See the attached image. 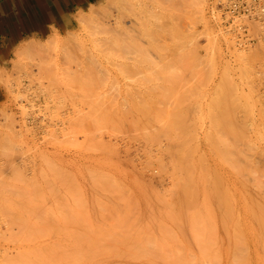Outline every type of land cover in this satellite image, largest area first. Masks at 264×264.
<instances>
[{"label": "rangeland", "instance_id": "obj_1", "mask_svg": "<svg viewBox=\"0 0 264 264\" xmlns=\"http://www.w3.org/2000/svg\"><path fill=\"white\" fill-rule=\"evenodd\" d=\"M156 1L0 72V264H264V22Z\"/></svg>", "mask_w": 264, "mask_h": 264}, {"label": "crops", "instance_id": "obj_2", "mask_svg": "<svg viewBox=\"0 0 264 264\" xmlns=\"http://www.w3.org/2000/svg\"><path fill=\"white\" fill-rule=\"evenodd\" d=\"M99 1L0 0V72L7 68L18 46L70 28L73 15ZM3 96L0 85V103Z\"/></svg>", "mask_w": 264, "mask_h": 264}, {"label": "bare ground", "instance_id": "obj_3", "mask_svg": "<svg viewBox=\"0 0 264 264\" xmlns=\"http://www.w3.org/2000/svg\"><path fill=\"white\" fill-rule=\"evenodd\" d=\"M102 1H103V0H102ZM106 1H107L109 4H112L113 7H115V8H116V6H117V5L115 6V4H118V7H119V4H121V5H120V6H121V9H120V8H118V9L120 10V12H123V14H124V11H121V10H122V9L124 10V8L126 7V6L124 7L125 4L129 5V8H130V6H132V5H133V7H134L135 4H139V5H140V4H143V3H144V5L149 6V3H155V2L157 3L156 0H106ZM162 1H164V0H160V1H158V2H162ZM165 1H166V0H165ZM169 1H174V0H169ZM169 1H168V3H169ZM107 2H105V4H106ZM166 2H167V1H166ZM166 2H165V3H166ZM101 3H102V2H101ZM108 3H107V5L109 6ZM128 3H129V4H128ZM163 3H164V2H163ZM99 4H100V3H99ZM122 4H123V5H122ZM103 5H104V3L101 4L102 9L99 8L98 12L102 13L101 11H103L104 9H107V8H106L107 5H104L105 7H104ZM112 5H111V6H112ZM93 6H94V5H93ZM101 6H100V7H101ZM108 6H107V7H108ZM122 6H123V7H122ZM137 6H138V5H137ZM137 6H135V8H136ZM151 6H153V7L156 8V6H154L153 4H152ZM159 6H161V5H159ZM159 6H157L158 9H160ZM90 7H91V6H90ZM94 7H96V6H94ZM94 7H93V8H94ZM138 7H139V6H138ZM138 7H137V8H138ZM103 8H104V9H103ZM127 8H128V6H127ZM129 8H128V9H129ZM135 8H133V9H135ZM139 8H140V7H139ZM143 8H144V7H142V9H143ZM147 8H148V7H147ZM149 8H150V6H149ZM151 8H152V7H151ZM155 8H154V10H155ZM88 9H90V8H88ZM94 9H95V8H94ZM94 9H92V11H93ZM96 9H97V8H96ZM100 9H101V10H100ZM125 9H126V8H125ZM128 9H126V11H127ZM140 9H141V8H140ZM142 9H141V11H142ZM135 10H136V9H135ZM145 10H146V7H145L144 11H145ZM150 10H151V9H150ZM154 10L152 9L151 11H148L147 14H148L149 12L152 13V11L154 12ZM156 10H157V9H156ZM87 11H88V10H87ZM89 11H90V10H89ZM92 11H90V12L93 13ZM96 11H97V10H96ZM96 11H95V12H96ZM116 11L118 12V10H116ZM139 11H140V10H138V12H139ZM141 11H140L139 13H140V14L144 13V15H145V12H144V11L141 12ZM146 11H147V10H146ZM79 12H80V11H78V14H79ZM82 12H83V11H82ZM90 12H88L90 15H89L88 13H86V14L89 15L88 20H87V18L85 19L83 15H82V16H77L78 18L75 17V15H78V14H75V15H73V16H74L76 19H78V22H80V24H82V25H86V24H87V25H88L89 19H90V18H94V14L92 15ZM98 12H97V14H96L97 16H99ZM127 12H128V11H127ZM127 12H126V14H124L125 17H124L123 15L121 16L122 13L120 14V17H123V19L120 18V21L123 20V21H121L120 23H122V24H126V26H128V27H129V25L134 24V22H135L136 24H138L137 19H135L134 21H132V19H130V17H128V18L130 19V22H128V20H127V18H126V17L128 16V15H127ZM131 12H133V15H134V13H135L134 10L131 9V10L129 11V13H131ZM80 13H81V12H80ZM83 13H84V12H83ZM118 13H119V12H118ZM154 13H155V12H154ZM81 14H82V13H81ZM81 14H79V15H81ZM84 14H85V13H84ZM140 14H138V18H140V17H139ZM88 15H87V16H88ZM91 15H92L93 17H92ZM112 15H113V14H112ZM114 15H115V14H114ZM144 15H143V16H144ZM149 15L151 16V14H149ZM85 16H86V15H85ZM90 16H91V17H90ZM97 16H95V19L97 18ZM116 16H117V15H116ZM129 16H130V15H129ZM134 16H135V15H134ZM134 16H133V17H134ZM146 16H148V15H146ZM150 16H149V19L151 20V23H152V19H151V18H152L153 16H155V15L153 14L152 17H150ZM111 17H112V16H111ZM114 17H115V16H114ZM118 17H119V16H118ZM141 17H142V15H141ZM157 17H158V16H157ZM157 17H155V19H156ZM75 18H74V19H75ZM115 18H117V17H115ZM136 18H137V17H136ZM145 18H146V17H145ZM95 19H94V20H95ZM133 19H134V18H133ZM143 19H144V18H143ZM143 19H142V20H143ZM146 19L149 20L148 17H147ZM90 20H91V19H90ZM94 20H93V21H94ZM110 20H111V19H110ZM115 20H116V19H115ZM115 20H114V21H115ZM126 20H127V21H126ZM140 20H141V19H140ZM140 20H139V21H140ZM150 20H149V21H150ZM87 21H88V22H87ZM68 22H69V21H68ZM90 22H92V21H90ZM90 22H89V23H90ZM107 22H108V23H107ZM116 22H118V21L116 20ZM116 22H115V23H116ZM140 22H141V26L143 27V26H144L143 24H145L144 22H146V20H145V21H140ZM142 22H143V23H142ZM147 22H148V21H147ZM147 22H146V23H147ZM102 23H103V22H102ZM106 23H107L108 26H109V24L112 25L113 22H112V20H111V21H108V20H107L104 24H106ZM130 23H131V24H130ZM113 24H114V23H113ZM122 24L120 25V28H121ZM127 24H128V25H127ZM147 24H149V23H147ZM152 24H153V23H152ZM152 24H149V26L146 25L147 28H146V27H144V28H146V30H148V29L150 28V25H152ZM118 25H119V24H117V26H118ZM134 25H135V24H134ZM139 25H140V23H139ZM126 26H125V27H126ZM131 26H132V25H131ZM109 27H110V26H109ZM112 27H113V26H111V29L113 30L114 27H113V28H112ZM122 27H123V26H122ZM125 27H124L123 29H125ZM137 27H138V29H140L138 25H137ZM137 27H136V28H137ZM148 27H149V28H148ZM151 27H152V26H151ZM116 28H117V27H116ZM116 28H115V29H116ZM129 28L132 29V27H129ZM105 29H106V28H105ZM105 29L103 30V34H104ZM115 29H114V31L111 30V32H109V33L116 32ZM117 29H118V30H117L118 32L121 31V30L119 31V26H118ZM131 29H130L129 31H131ZM138 29H137V30H138ZM134 30H135V28L133 29V31H134ZM140 30H141V29H140ZM108 31H110V30L108 29ZM108 31L106 30V33H107ZM135 31H136V30H135ZM138 31H139V30H138ZM142 31H143V30H142ZM122 32H123V31H122ZM124 32H125V31H124ZM132 33H133V32H132ZM114 34H116V33H113V36H114ZM117 34H118V36H120L121 33H120V34L117 33ZM117 34H116V35H117ZM53 35H54V34H53ZM104 35H105V34H104ZM110 35H111V34H110ZM124 35L126 36L125 33H124ZM118 36H117V37H114V39H115V38L117 39ZM122 36H123V33H122ZM51 37H53V36H51ZM55 37H56V34H55ZM120 38H121V37H120ZM122 38L124 39V37H122ZM34 39H36V38H34ZM34 39H33V40H34ZM51 39H52V38H51ZM58 39H59V38H53V39L50 41V45H49V43H48V45L51 47V49H53L54 47H66L65 50H67V49H69V50L72 49V50H73V48H74L73 45L75 44L74 40H72L71 38H68V39H66V40H65V39H60V40H58ZM105 39L110 40V38L108 39V36H107V38H106V36H105ZM111 39H113V37H111ZM116 39H115V40H116ZM118 39H119V38H118ZM125 39H126V38H125ZM31 40H32V39H31ZM31 40H30L29 42H32ZM34 41H35V40H34ZM48 41H49V40H48ZM110 41H111V40H110ZM29 42H28V41H26V42H24V43L22 42L23 44H21V45H22L23 47H21V45H20V47L18 46V48H21V50L23 49V51H24L23 54H25V53H29L30 51H33V52L36 51L35 53H37V54L40 55V53H41V54H44V53H46L47 51L51 50L49 47L47 48L48 50H47L46 48L41 50V48H42V47H40L41 45H39V44L36 43L35 46H38V45H39L38 48L40 47V50H38L37 47L34 46V43H35V42H34L33 44L28 45ZM103 42H105V41L103 40ZM112 42H113V41H112ZM110 43H111V42H108V45H109ZM114 43H115V42H114ZM25 44H27V45L24 46ZM106 44H107V41H106ZM111 44H113V43H111ZM111 44H110V45H111ZM42 45H43V44H42ZM46 45H47V44H46ZM46 45H45V46H46ZM104 45H105V44H104ZM72 46H73V48H72ZM113 46H114V45H113ZM106 47H107V46H106ZM110 47H112V45H111ZM110 47H109V48H110ZM43 50H44L45 52H43ZM69 50H67V51H69ZM37 51H39V52H37ZM33 52H32V53H33ZM21 53H22V52H21ZM66 53H67V52H66ZM33 54H34V53H33ZM78 63L80 64L81 62H78ZM78 63H76V64H78ZM83 64H84V63H83ZM71 65H72V64H71ZM74 65H75V63H74ZM74 65H73V66H74ZM69 66H70V65H69ZM78 66H79V65H78ZM78 66H77V67H78ZM71 67H72V66H71ZM75 67H76V66H75ZM75 67H74V70H73V68H72V69L70 68L71 72H72V70H73V73H74V71H76ZM77 67H76V68H77ZM82 67H83V66H82V64H81V68H82ZM84 67H85V66H84ZM84 67H83V69H84ZM65 68H66V67H65ZM60 69H61V68H60ZM63 69H64V68H63ZM83 69H79V70L82 71ZM58 70H59V69H58ZM58 70H57V71H58ZM65 70H67V69H65ZM68 70H69V67H68ZM79 70L77 69L78 72H80ZM84 70H85V69H84ZM96 70H97V69H96ZM61 71H62V70H61ZM64 72H65V71H64ZM64 72H63V73H64ZM68 72H69V71H68ZM68 72H66V73H68ZM82 72H84V71H82ZM58 73L61 74L60 70L58 71ZM58 73H57V74H54V75H60V74H58ZM71 74H72V73H71ZM74 74H77V75H78L77 72L74 73ZM79 74H82V75H83V73H79ZM62 75L64 76L65 74H61V77H62ZM66 76H67V75H66ZM69 76H70V77H69V78H70L69 80L72 81V79H71V75H69ZM80 76H81V75H80ZM73 77H74V76H73ZM56 78H57V77H56ZM75 78H77L76 75H75ZM58 79H60V78H58ZM58 79H57V80H58ZM64 79H65V78H64ZM66 79H67V78H66ZM77 79H78V78H77ZM77 79H76V80H77ZM67 80H68V79H67ZM74 82H75V79H74ZM64 83H65V82H64ZM69 83H70V82H69ZM75 83H76V82H75ZM54 85H56V84H54ZM58 85H60V84H57V86H58ZM61 85H62V84H61ZM69 85L71 86V84H69ZM69 85H68V86H69ZM55 87H56V86H55ZM57 88L59 89V87H56L55 90H57ZM65 90H66V89H65ZM59 92H60V91H59ZM64 92H66V91H64ZM57 93H58V91H57ZM52 94H53V93H52ZM58 94H59V93H58ZM58 94H56V95L59 97V95H61V94H63V93H61V94H59V95H58ZM56 95H55V97L51 95V98L53 97V98L56 100ZM63 95H64V94H63ZM58 97H57V99H58ZM61 97L64 98V96H61ZM58 100H59V99H58ZM68 125H69V124H68Z\"/></svg>", "mask_w": 264, "mask_h": 264}, {"label": "built area", "instance_id": "obj_4", "mask_svg": "<svg viewBox=\"0 0 264 264\" xmlns=\"http://www.w3.org/2000/svg\"><path fill=\"white\" fill-rule=\"evenodd\" d=\"M231 11L251 15L264 22V0H231Z\"/></svg>", "mask_w": 264, "mask_h": 264}]
</instances>
